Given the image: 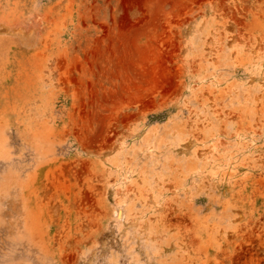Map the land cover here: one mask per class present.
<instances>
[{
  "label": "rangeland",
  "instance_id": "obj_1",
  "mask_svg": "<svg viewBox=\"0 0 264 264\" xmlns=\"http://www.w3.org/2000/svg\"><path fill=\"white\" fill-rule=\"evenodd\" d=\"M256 259L264 0H0V264Z\"/></svg>",
  "mask_w": 264,
  "mask_h": 264
},
{
  "label": "bare ground",
  "instance_id": "obj_2",
  "mask_svg": "<svg viewBox=\"0 0 264 264\" xmlns=\"http://www.w3.org/2000/svg\"><path fill=\"white\" fill-rule=\"evenodd\" d=\"M259 258H260V257H259ZM259 258L257 257V259H259ZM254 259H255V257H254ZM254 259H253V260H254ZM257 259H256V261H257ZM261 259H262V258H260V260H261ZM262 260H263V259H262ZM256 261H254V263H256ZM252 263H253V262H252ZM254 263H253V264H254ZM257 264H258V261H257ZM259 264H260V262H259Z\"/></svg>",
  "mask_w": 264,
  "mask_h": 264
}]
</instances>
